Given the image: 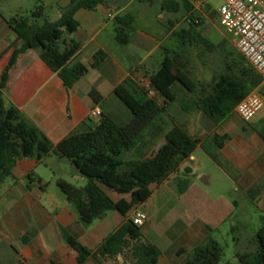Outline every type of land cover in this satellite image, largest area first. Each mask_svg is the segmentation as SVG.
<instances>
[{
    "label": "crops",
    "instance_id": "crops-1",
    "mask_svg": "<svg viewBox=\"0 0 264 264\" xmlns=\"http://www.w3.org/2000/svg\"><path fill=\"white\" fill-rule=\"evenodd\" d=\"M100 1L93 11L79 10L75 14L79 28L67 38L79 45V51L69 64L89 67L92 56L102 51L106 59L98 69H89L68 91L38 53L28 50L17 56L2 91L5 106L16 109L53 147L69 135L93 129L98 121L90 120L88 116L94 107L115 123L120 117L123 124L129 123L132 115L128 116L119 106L120 101L113 95L114 88L131 75L149 86L148 77L167 55L171 56L176 50L173 34L179 29L175 30L172 25L166 27L159 21L165 13H172L163 8L165 0L161 1L148 31L136 28L140 9L135 4L144 3L143 0ZM144 1L145 4L151 2ZM56 2V10L60 13V8H64L69 0ZM1 14L0 77L11 58L15 41L6 24L12 18ZM127 15L132 17L134 29L127 32L128 44L119 46L115 31L120 27L114 20ZM199 28L196 31L207 39ZM165 41H169L167 48H163ZM161 50L164 53L157 56ZM91 90L102 97L98 105H94L89 96ZM173 91L176 101L165 106V112L156 123L163 132L148 147L129 154L127 160L150 158L165 143V133L174 126L183 128L196 140L197 148L175 173L162 183L151 185L149 199L135 206L126 217L108 212L90 224H84L75 206L67 200L61 206H52L51 215L39 203V192L31 189L35 181L31 179V185L26 188L21 183L38 164L31 159L17 161L10 173L16 178L15 183L5 188L8 206L0 222V264H78L76 253L66 245L63 236H51L56 230L61 233V230L70 228L71 237L88 250L95 251L110 233L129 219L134 210L146 215L141 237L159 250L156 264H185L192 250L206 239L218 243L215 235L222 226L233 220L241 225L249 216L248 209L253 210L261 224L264 218V140L259 133H264V108L251 123L243 122L233 114L237 120L226 119L215 126L191 108L195 95L179 87ZM253 91L264 96V80ZM156 99L159 104L163 103L160 97ZM184 181L188 184L185 185ZM103 191L114 202L120 199L129 201L128 196ZM245 253L251 252L235 255L237 264L236 256ZM85 264H128V260L124 256L101 258L100 263L89 259Z\"/></svg>",
    "mask_w": 264,
    "mask_h": 264
},
{
    "label": "trees",
    "instance_id": "trees-1",
    "mask_svg": "<svg viewBox=\"0 0 264 264\" xmlns=\"http://www.w3.org/2000/svg\"><path fill=\"white\" fill-rule=\"evenodd\" d=\"M100 4V0H69L64 8H60V17L54 22L47 21L43 7H37L29 18L7 20L15 41L11 58L0 77V184L10 176L17 161L31 159L41 164L51 153L59 159H66L77 175L86 180V184L81 189H75L59 181L57 187L66 200L75 206L84 224H90L108 212L126 217L135 206L149 199L151 185H158L175 173L197 148L196 140L183 128L174 126L165 133V143L150 158H121L124 154L148 147L163 132L156 123L165 112V106L176 101L173 88L179 87L195 95L191 108L217 126L232 116L236 105L262 82L261 77L239 54L233 60L223 61L222 73L213 78L210 84L196 83L189 77L181 61L182 53L186 51L184 48L197 47L210 54L220 50L226 42L214 45L197 32L200 18L193 13L194 7L183 0L187 28L173 34L175 52L167 55L148 77L149 88L163 103L149 98L145 88L131 75L113 90V95L132 115L129 123L118 125L110 117L101 115L93 129L69 135L53 147L16 109L5 106L2 91L17 56L28 50L38 53L42 62L57 75L68 91L89 69H98L106 59L102 51L92 56L89 67L79 63L70 65L69 61L79 51V45L67 38L79 28L75 14L79 10L93 11ZM163 5L168 12L179 11V5L174 1L165 0ZM38 21H42L41 26ZM114 23L120 27L115 31L116 43L119 46L127 45V32L134 29L132 17L118 16ZM89 96L94 105L102 101L94 90L90 91ZM259 134L264 140V133ZM210 157L216 162L213 155ZM183 183L188 184L187 181ZM103 189L128 196L129 201L120 199L114 202ZM231 231L233 233L234 229ZM61 234L66 245L76 253L78 264H85L89 259L100 263L101 258L122 256L127 258L128 264H156L160 257L159 250L142 240L141 228L135 227L129 219L110 233L95 251L80 245L64 230H61ZM252 244L253 252L236 256L238 264H264V218ZM221 255L220 245L208 238L192 250L185 264H219Z\"/></svg>",
    "mask_w": 264,
    "mask_h": 264
},
{
    "label": "rangeland",
    "instance_id": "rangeland-1",
    "mask_svg": "<svg viewBox=\"0 0 264 264\" xmlns=\"http://www.w3.org/2000/svg\"><path fill=\"white\" fill-rule=\"evenodd\" d=\"M163 0H151L148 4L144 3L135 4L140 9L138 14V21L136 22V28L140 31H148L150 29V23L153 22L156 12L160 8V3ZM179 5L178 12L165 13L159 19L161 23L175 30L187 28V14L186 8L183 5V0H171ZM188 4L194 7L195 16L200 18V31L204 33L205 37L213 44H221L226 42L220 50L208 54L205 50L197 47H186V51L182 53L181 59L185 71L189 77L195 81L203 84H210L213 78L217 77L223 71V61L233 60L237 55V51L231 42L230 35L220 26L219 19L216 11L221 4V0H186ZM264 1V0H263ZM56 0H0V12L4 17L8 18H29L31 13L35 11L37 7H43L47 21L54 22L59 19L60 13L56 10ZM0 13V14H1ZM1 14V15H2ZM201 16V17H200ZM145 20V21H144ZM38 25H42V21H38ZM169 46V41L164 42L163 48ZM164 52L162 50L159 55ZM156 58V57H154ZM119 106L126 112L128 116L131 115L130 111L119 102ZM113 116L115 115L112 114ZM119 116V114H116ZM123 118H116L115 121L123 124ZM229 121L237 120L235 117L230 116L227 118ZM254 120V119H253ZM253 120H250L251 123ZM130 155L124 154L121 156L123 160H126ZM31 179L35 181V184L31 189L39 192V203L48 211L51 215L52 206H61L66 203L65 196L60 192L57 187L59 181L64 182L75 189H81L85 186L86 181L76 175L74 169L66 159L59 160L57 156L50 155L44 162L38 164L29 174L25 177L21 183L24 188L31 185ZM16 178L9 176L4 183L0 184V222L6 215V206H8L5 196V188L7 186H13ZM4 185V186H3ZM41 185V186H40ZM249 216L241 222V225H237L236 221L228 222L217 232L215 236H218V243L222 249V255L219 264H237L235 262V255L239 252H252L253 244L252 237L260 228V222L253 213L252 209H248ZM235 223V224H233ZM243 223V224H242ZM159 229L155 228L157 231ZM232 229H234L232 233ZM68 235L73 236L70 228L64 230ZM51 236H62V234L56 230V233Z\"/></svg>",
    "mask_w": 264,
    "mask_h": 264
},
{
    "label": "built area",
    "instance_id": "built-area-1",
    "mask_svg": "<svg viewBox=\"0 0 264 264\" xmlns=\"http://www.w3.org/2000/svg\"><path fill=\"white\" fill-rule=\"evenodd\" d=\"M220 26L230 35L237 53L264 80V1L263 0H221L216 11ZM145 88L149 98H156V93L145 84L138 81ZM264 108V96L256 91L249 93L234 108V114L243 122H249ZM101 111L94 107L89 112L90 120L98 121ZM129 220L141 228L146 222V215L134 210Z\"/></svg>",
    "mask_w": 264,
    "mask_h": 264
}]
</instances>
